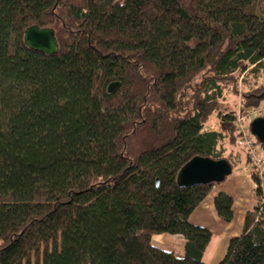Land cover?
I'll use <instances>...</instances> for the list:
<instances>
[{
  "label": "trees",
  "instance_id": "obj_1",
  "mask_svg": "<svg viewBox=\"0 0 264 264\" xmlns=\"http://www.w3.org/2000/svg\"><path fill=\"white\" fill-rule=\"evenodd\" d=\"M31 26L54 31L56 54L26 47ZM243 75V108L259 106L264 0H0V264H205L212 234L188 219L217 184L176 176L196 156L240 162L224 153L234 112L204 126ZM254 181L218 264H264ZM213 209L234 221L231 196ZM162 234L182 256L152 243Z\"/></svg>",
  "mask_w": 264,
  "mask_h": 264
},
{
  "label": "rangeland",
  "instance_id": "obj_2",
  "mask_svg": "<svg viewBox=\"0 0 264 264\" xmlns=\"http://www.w3.org/2000/svg\"><path fill=\"white\" fill-rule=\"evenodd\" d=\"M243 77H244V75L239 77V79L237 80V85H235L233 87V88H236L237 90L232 89V90H229V91L224 93L223 105L218 106L217 111L214 114H212L209 117V119H207L205 126H204V130L212 131V130L218 129L219 122L216 118V113L218 111L222 112V111H231L232 110L234 112V114H238V112H241L240 114L247 116V115H249L248 113L250 112V110L252 108H259V107L264 106V101H263L259 106L249 107L247 109L243 108L244 105H248V102L250 101V100L245 99L244 96H246L247 94H251V92H252V90L250 88L241 84L243 82ZM259 85L260 86L264 85V79L261 80L260 84H257V87ZM251 121H253V120H251ZM250 122H249V118L245 120L246 125L248 123L250 125ZM236 134H237V131H236ZM237 140H238V136L233 141V143L230 144V146L228 145L229 147H227V150H225L224 153L226 155L227 154L231 155L233 153H236V155L239 157L240 162L238 163V165L235 166V169L233 171H234V173L240 172L242 177L246 181V186L244 184V186H238L237 187V189L240 190V196L238 198H236L237 204L235 202V207L237 209V211H236L237 218L239 219L243 213L244 206L248 207L247 210L253 209V206L256 203L255 200H257V199H255V194H254V191L256 189V187H254V185H256L254 180L259 179L261 181H264V176H263V178H260L258 176L257 171H256V164L251 159L250 150L245 146L239 145V143H237ZM253 147H254L255 152L258 153L260 160H264V146L261 145V143H259L257 141V143L255 145H253ZM246 168H248L250 171H252V173L255 172L257 175L253 174L252 176H250L248 173L245 172ZM228 178L229 177H227V179ZM243 188H244V191H243ZM241 201H242V203H241ZM234 223H236V222H234ZM234 227L236 229L237 226L234 225ZM153 244L155 245L156 241H154ZM223 246H225V245L218 241L217 234H215L213 239H212V244H211V248H210L211 250L208 251V253L206 254V257L208 260H205V261L207 264H218L219 262H221V260L223 259V256H224L223 254L226 250V248L222 249ZM213 250H214V252L212 255L211 253Z\"/></svg>",
  "mask_w": 264,
  "mask_h": 264
},
{
  "label": "water",
  "instance_id": "obj_3",
  "mask_svg": "<svg viewBox=\"0 0 264 264\" xmlns=\"http://www.w3.org/2000/svg\"><path fill=\"white\" fill-rule=\"evenodd\" d=\"M23 42L27 48L46 55L58 52V43L54 31L50 28L28 27L23 34ZM118 83H112L108 92L112 93ZM249 132L264 145V117L250 122ZM232 174V167L226 160H212L208 157L196 156L190 159L177 173L176 183L179 187L219 184ZM158 184V181L157 183Z\"/></svg>",
  "mask_w": 264,
  "mask_h": 264
},
{
  "label": "crops",
  "instance_id": "obj_4",
  "mask_svg": "<svg viewBox=\"0 0 264 264\" xmlns=\"http://www.w3.org/2000/svg\"><path fill=\"white\" fill-rule=\"evenodd\" d=\"M204 131L207 132L210 130H204ZM244 184L246 186V181L242 177L241 173L240 172L234 173V171H232V175H230L228 179L226 178L224 182L219 183L212 188V191L210 192V194L204 199V201L190 215L188 219L191 224L204 227L208 229L212 234L210 243L208 247L206 248L204 256H203V262L205 264H207L205 260H208L206 257V254L208 253V251L211 250L210 248L212 244V239L215 234H217L218 241L225 245L222 248L224 249V248H227V244L230 238L237 237L242 232L245 214L249 210H247L248 207L244 206L243 213L238 219L237 213H236L237 209L235 207V202H236V198L240 196V190L237 189V187L244 186ZM243 191H244V188H243ZM220 192L231 196L234 200L235 219L231 223L222 222L220 219L217 218L214 212L213 198ZM234 225L237 226L236 229ZM154 241H156V244H155L156 246H159L166 252H172L179 256H182L184 253V241L182 237L180 236H170L166 234L156 235L152 237V243ZM213 252L214 250L211 253L212 255H213ZM225 253H226V250L223 254L224 256H225Z\"/></svg>",
  "mask_w": 264,
  "mask_h": 264
},
{
  "label": "built area",
  "instance_id": "obj_5",
  "mask_svg": "<svg viewBox=\"0 0 264 264\" xmlns=\"http://www.w3.org/2000/svg\"><path fill=\"white\" fill-rule=\"evenodd\" d=\"M247 112V111H246ZM245 112V113H246ZM235 114V126L237 131L238 140L237 143L241 146H245L250 150L251 159L256 164V171L260 178L264 176V160H260L258 153L255 152L253 145L257 143V140L252 136L249 132V123L246 125L245 120L249 118V122L256 118H263L264 117V106L259 108H252L249 115L245 116L243 114ZM244 122V123H243ZM245 172L248 173L250 176L256 174L255 172L252 173L248 168L245 169ZM256 174V175H257ZM249 177V176H248ZM256 187V185H254Z\"/></svg>",
  "mask_w": 264,
  "mask_h": 264
}]
</instances>
